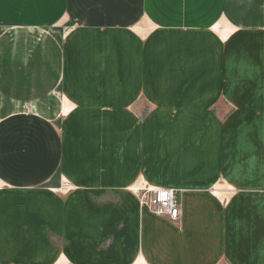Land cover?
<instances>
[{"label":"crops","instance_id":"crops-1","mask_svg":"<svg viewBox=\"0 0 264 264\" xmlns=\"http://www.w3.org/2000/svg\"><path fill=\"white\" fill-rule=\"evenodd\" d=\"M263 6L261 0L257 8L264 12ZM156 8L155 0H0V264H264V166L254 160L260 153L243 128L245 118H230L218 146L209 136L205 144L207 135L200 143L194 136L197 150L179 145V156L181 117L169 123L172 118L149 115L141 125L146 127L137 129L124 122L129 110L108 120L109 110L144 108L145 101L148 108L151 102L159 109L177 107L166 105L162 93L150 99L156 91L146 83L149 51L174 38L160 26L151 32L155 24L148 18ZM262 30L242 31L255 50L264 43ZM192 32L180 36L195 45L200 35ZM226 54L225 45L222 75L236 76L227 72ZM250 57L242 58V69L255 72L239 76L264 75L262 52ZM197 91L185 90L180 98ZM222 92L229 106L246 107L232 89ZM207 99H215L214 89L207 90ZM188 101L181 108L198 107L197 100ZM163 122L171 127L159 134L156 156L146 137L158 130L154 123ZM234 126H240L238 142L231 139ZM218 147L225 160L216 167ZM232 149L239 150L238 168ZM222 173L237 190L224 205L209 191L222 187ZM140 176L180 190L179 224L140 210L127 191ZM64 182L78 191L60 195ZM104 188L119 194L111 208L91 197L102 196ZM106 209L125 229L119 234L115 227L116 244L103 251L100 236L110 230Z\"/></svg>","mask_w":264,"mask_h":264},{"label":"rangeland","instance_id":"rangeland-1","mask_svg":"<svg viewBox=\"0 0 264 264\" xmlns=\"http://www.w3.org/2000/svg\"><path fill=\"white\" fill-rule=\"evenodd\" d=\"M260 1L261 0H155V6H160V8L154 9V12L150 14L151 18L149 14L146 15V17H149L148 19L150 20L152 19V22L155 24H152L151 32H158L160 28H165V31L167 33L170 32L174 38L170 36L165 40L161 38L162 44L156 46L158 51L157 48L153 49V47L151 51H149L150 61L148 59L147 67L150 72V77L148 78L149 81H146V83H149L148 87L156 91L154 94L150 93V99L153 100L152 97H154L155 100H158L159 93H162L166 97L164 100L166 105L176 104L175 106L177 107L159 109L154 108L153 106H155V103L151 102V108H148L146 107L148 102L145 101L144 106L142 102L140 103L144 108H115L109 110L110 116L108 120L112 118L113 122L116 117L125 116L126 110H129L128 118L125 119L124 122L127 124H134V129H137L142 123H145L149 115L172 118L169 121L167 120L169 123L172 122V120H174L173 117L177 115L176 117H181V119L184 120V124L180 126L177 131V139L179 140L178 146L175 145L177 153L182 149L179 145H181L183 149L190 146L192 152L193 149L197 150L196 146L195 148L191 146V139H194V136L197 137L198 143H200L199 139L202 140V138H205L207 135L204 143H207L206 140L209 139V136L212 141L210 144L212 143L218 146L222 139L227 136L226 126L229 121H231L230 118L240 116L239 119H246V125H244L243 128L244 130L248 129V134L251 136L250 140L252 141L254 149L257 150V153H260L254 160L258 164L264 166V75L239 76L240 72L247 74H253L255 72L253 69H242L245 68L244 64L247 63V61H244L242 58L247 57L250 59V56L254 55L258 57L260 50L264 59V43L263 45L258 44L259 46L255 47V50L254 46L252 47L247 39L244 41V38H248L250 35L246 37L242 35V31L257 27H262V31L264 32V12H261L260 7L257 8ZM263 8L264 6L262 10ZM256 9L258 11H256ZM153 18L157 19L155 20ZM240 19H243V23L240 22ZM156 21H158V23ZM164 24L168 26L165 27ZM153 26H160V28H154ZM191 26L194 28H191ZM190 30H193L192 33L200 35L198 37V43L195 45L189 43V39L185 40L180 36V32ZM239 31L241 32L238 35L237 33ZM234 34H237L239 39H237V37L233 39ZM206 35H209L211 38H207ZM225 45L227 50L226 55L228 57L227 72L231 71L232 73H236V76L225 77L222 75L224 72V63L226 65V60H223ZM144 55L146 56V54ZM194 55H196V58ZM145 58L147 60V56ZM191 59H198V63L191 62ZM256 72L258 73L260 70H256ZM188 89H197L198 91L196 93H189V97L180 98V95L187 94L185 90L187 91ZM211 89L215 90V99L211 100L212 103H209L207 99V90ZM223 89L224 91L225 89H232V91H235V100L240 101L241 104L246 107L235 108L229 106L231 103L225 102L222 98L227 96V94L222 92ZM238 90L242 92L241 95L237 92ZM217 91H221V94L216 93ZM218 96H221V98H218ZM188 98H190L191 101L197 100L198 107L181 108L190 104ZM73 111L75 110H72V112ZM92 111L96 112V110ZM103 111L105 112L104 109ZM122 119L119 121L120 129H122ZM156 122L159 121L157 120ZM168 122H163L161 126H159V123H154L153 126L158 127V130L154 134H149L146 130L150 136L149 138L146 137V140L148 139V142L149 140L151 141L150 152L156 156L157 148L161 147L159 141H157L158 136L159 134L169 132L171 126L170 124L167 125ZM109 126L110 131L114 127L116 129V125L111 126L109 124ZM143 127L145 128L146 126H141V128ZM239 127L240 126L233 127L231 136V139L236 140V142H238ZM142 131L143 130H140L138 133L140 134ZM89 132L88 130L85 133L88 134ZM113 133L117 132L114 130ZM221 148L218 147L214 150L213 159L216 163V167L221 163L222 159L225 160ZM231 151V162L233 166L238 168L239 150L232 149ZM182 152L181 150L177 155H181ZM229 152L230 151H225L224 155H229ZM241 152L244 153L243 150H241ZM200 153L202 154L201 151ZM235 153L236 157H233ZM89 159H91V156ZM226 174L228 173H222V176L220 175L221 177L218 178L219 180L217 183L220 185L222 184V187L209 190L216 198L217 196L219 197L217 200L223 205L237 194L235 187L231 186L225 177ZM225 185H227V187ZM156 188L171 187L150 184L143 176H140L138 180L127 188V191L137 199V204H139L141 211H146V213L151 214L153 217L168 221L167 218L155 216L153 210L148 206V201ZM118 189L121 191L124 190L123 188ZM171 189L175 191L176 199L179 203L178 193L180 190L178 188ZM114 190L116 189L104 188V194L102 196L92 194L91 197L94 201L104 203L106 207L111 208L119 201V194ZM74 191H78L77 186L69 182H64L62 187L58 189V193L62 196L71 194ZM54 194L60 197L56 193ZM180 205L179 203V206ZM113 213L106 209V213L104 212L103 214V219L106 225H108V229H110L104 230L102 237L100 236L102 240L100 249L103 251L110 250L111 246L116 244V236L114 234L116 229L119 234H122L125 229L122 220L116 221L115 218V222H112L110 216H112ZM179 219L176 220V223L169 222L172 224H179ZM114 223L117 226H114ZM115 227L117 228L114 229ZM73 237L75 238L74 241L78 244L79 237L77 235ZM60 264L75 263L71 261L70 263L62 262Z\"/></svg>","mask_w":264,"mask_h":264},{"label":"built area","instance_id":"built-area-1","mask_svg":"<svg viewBox=\"0 0 264 264\" xmlns=\"http://www.w3.org/2000/svg\"><path fill=\"white\" fill-rule=\"evenodd\" d=\"M148 202V206L156 215L170 220L179 219L181 211L176 200L175 191L156 188Z\"/></svg>","mask_w":264,"mask_h":264},{"label":"bare ground","instance_id":"bare-ground-1","mask_svg":"<svg viewBox=\"0 0 264 264\" xmlns=\"http://www.w3.org/2000/svg\"><path fill=\"white\" fill-rule=\"evenodd\" d=\"M81 166V165H80ZM162 189H166L167 191H174L172 189H167V188H162ZM177 200V199H176ZM178 203V202H177ZM179 204V203H178ZM180 211H181V208H180ZM169 219V218H168ZM172 221H176V220H172Z\"/></svg>","mask_w":264,"mask_h":264}]
</instances>
